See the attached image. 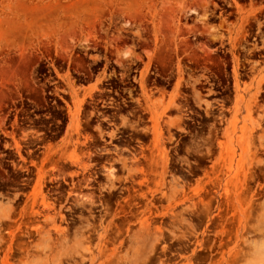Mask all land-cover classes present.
Instances as JSON below:
<instances>
[{
	"label": "rangeland",
	"instance_id": "1",
	"mask_svg": "<svg viewBox=\"0 0 264 264\" xmlns=\"http://www.w3.org/2000/svg\"><path fill=\"white\" fill-rule=\"evenodd\" d=\"M102 145L141 157L87 181ZM263 171L264 0H0V264H264Z\"/></svg>",
	"mask_w": 264,
	"mask_h": 264
},
{
	"label": "flooded vegetation",
	"instance_id": "2",
	"mask_svg": "<svg viewBox=\"0 0 264 264\" xmlns=\"http://www.w3.org/2000/svg\"><path fill=\"white\" fill-rule=\"evenodd\" d=\"M99 101H101V100H99ZM108 103H111V102H106V101L102 100V104L100 105V107L104 108V109H117L118 108L116 106L107 105ZM218 105H220V104H218ZM218 118H220V116ZM187 119H189V118H187ZM112 124H114V123L113 122H107V125H112ZM119 137H121V136H118V138ZM100 140L103 141L104 139H100ZM125 150L128 151L129 155H127V156L129 158L128 157L127 158L130 160H132L134 158L137 159V158L141 157L139 145H137L136 147H131V149H127L125 147H120V146H116V145H114L113 148H106L105 149L104 145H102L101 147H97V148L93 149V152H90V153H92V156L94 158L102 159V160H95V161H92L89 163L90 168H92V172H89L90 176L87 177V181H91V182L99 184V180L104 178L107 175L108 170H115L116 172H118L117 175L119 176L120 175L119 172H121L123 169H125L126 165H128V164L125 165L124 161L120 160L121 158L126 157V156H122V154H121ZM128 163H131V162L128 161ZM10 166L16 167V164L11 163ZM17 166L21 167L22 164H17ZM77 172L81 173L80 171H77ZM29 173H30L29 170L23 169L24 175H28ZM262 174H264V171ZM31 179L32 178H29V177H24L21 179L22 181L19 184L22 186V189H25V191H20L17 193H14L11 191H6L13 196H15L16 194L18 195L16 199H18V202H21L23 205L19 208V212L23 207H25V208L27 207L26 217L29 218V222H31L32 217L39 216V214L41 213V210H42V207H41L42 202L37 201L35 204H33L34 203L33 199L30 197V193H31L30 188L32 187V185L29 184V181ZM80 180L81 179H79V178H74L71 180L70 183L65 182V184H70L68 186V188L65 189V192L67 195L70 194L72 196V199H75L73 197L80 196L79 191H82L85 188L89 189V190L97 189V187H95V185L87 186V185L81 184ZM136 183H137V181H135V184ZM27 188H29V190H26ZM51 188H48V190H50V194H54L55 196L53 198L57 201H60L61 197L63 196V193H62L63 188L61 187V184L59 183L58 185L51 186ZM128 190L135 191L136 188H134L132 185L121 186L119 191H118V196L121 199H115L113 201V204L117 205L120 200H123L125 197L121 196L120 194H123ZM263 191H264V189H263ZM71 204H73V202H71ZM60 206H61V203H59V207ZM32 213H34V214H32ZM35 213H37V214H35ZM78 217H79V215L75 212L71 217L72 222L76 224ZM28 227L30 229L34 228L33 226H30V225H28ZM25 236H28V235H25ZM221 240L218 243L219 246H220V243L223 242V240L222 241Z\"/></svg>",
	"mask_w": 264,
	"mask_h": 264
},
{
	"label": "bare ground",
	"instance_id": "3",
	"mask_svg": "<svg viewBox=\"0 0 264 264\" xmlns=\"http://www.w3.org/2000/svg\"><path fill=\"white\" fill-rule=\"evenodd\" d=\"M109 172H111V174H112V172H113V170H110ZM114 173V172H113ZM35 192V191H34ZM35 194V193H34ZM35 196V195H34ZM90 198H92V197H90ZM39 201V200H38ZM34 202V201H33ZM37 202V201H36ZM35 202V203H36ZM92 203H94V201H93V199L91 200V204ZM43 204H44V206L45 207H49V204L46 202V200L43 202ZM31 212V211H30ZM33 221H39L38 219H35L34 218V220ZM43 221L45 222V223H55L56 222V215H49V214H44V219H43ZM62 221V220H61ZM44 223V224H45ZM101 224V223H100ZM100 224H99V226H100ZM36 226V225H35ZM34 226V227H35ZM38 226H40V227H42V225H38ZM95 226V225H94ZM98 226V225H97ZM102 226V225H101ZM53 227V226H52ZM92 228H94L93 227V225L91 226ZM91 227H90V230H91ZM96 227V226H95ZM111 227V226H110ZM37 228H39V227H37ZM43 228V227H42ZM55 228V230L58 232V233H61L62 231H64V229H61L59 226H56V227H54ZM96 229L97 228H94V230L92 231V233H96ZM42 232V231H41ZM90 232V231H89ZM141 232V231H140ZM143 232V231H142ZM24 233V232H23ZM45 233H47V234H49L50 232H46L45 231ZM86 233V232H85ZM91 233V234H92ZM65 234V233H64ZM89 234V233H88ZM91 234H89L88 236L86 235V237L85 236H83L84 238H90V239H92L91 238ZM98 234V233H97ZM58 235V234H57ZM35 236V235H34ZM53 236V235H52ZM66 236V235H65ZM103 236V235H102ZM16 237V236H15ZM54 237V236H53ZM26 238V237H25ZM64 238V237H63ZM67 238H68V236H67ZM76 238H78V237H76ZM76 238H74V239H76ZM95 238V237H94ZM17 239V238H16ZM19 239V238H18ZM65 239V238H64ZM57 240V239H56ZM51 241V240H50ZM60 241H62V239L60 240ZM67 241V240H66ZM78 241H79V239H78ZM110 241V240H109ZM1 242H3V238L1 239L0 238V245H1ZM10 242V241H9ZM8 242V243H9ZM18 242V241H17ZM24 243H25V241H23ZM63 242V241H62ZM84 242V241H83ZM23 243V244H24ZM45 243H47V242H45ZM67 243V242H66ZM73 243H74V241H73ZM72 243V245H74ZM86 243V242H85ZM103 243V242H102ZM101 243V244H102ZM51 244V243H50ZM60 244H62L61 242H60ZM20 245V244H19ZM25 245H26V243H25ZM58 245H59V243H58ZM66 245V247H67V244H65ZM69 245H71V244H69ZM89 245V244H88ZM130 245V244H129ZM103 246V245H102ZM14 247V246H13ZM45 247V246H44ZM61 247L62 246H60V249H61ZM66 247L62 250V252L59 254V259H58V262H59V264H63L62 263V259H61V257H64V256H66L67 258H69L70 259V262L68 263V264H83V263H85V262H90V263H93L94 261H95V259L97 258V254L95 255V253H93V252H90V254H89V256H88V254H87V256L85 255L86 253L84 252H80V251H82V250H80V251H77L76 249L74 250H72V249H70L69 251L66 249ZM106 247V246H105ZM1 248V247H0ZM20 248V247H19ZM45 248H47V246L45 247ZM88 248H91V247H88ZM93 248V247H92ZM2 249V248H1ZM21 249V251H25L26 250V254H28V252H29V250H28V248L26 247V248H24V247H22V248H20ZM23 249H25V250H23ZM48 249H49V247H48ZM106 249V248H105ZM113 249V248H112ZM17 250V249H16ZM47 250V249H46ZM79 250V249H78ZM20 251V252H21ZM11 252V251H10ZM102 249H100V254H102ZM22 253H24V252H22ZM104 253H105V251H104ZM131 253V252H130ZM139 254H140V251H139ZM50 255V254H49ZM133 255V254H132ZM240 255V252L239 251H236L234 254H232V256L234 257V258H237L238 256ZM15 256V255H14ZM76 256H80V258H81V261H78L75 257ZM126 259V261H124V262H127V260H129V259H127V258H125ZM143 259V258H142ZM145 259V258H144ZM6 260H7V258H6ZM5 260V261H6ZM135 260H137V257H135ZM232 260H233V258H232ZM4 261V260H3ZM63 261H64V259H63ZM145 261V260H144ZM87 262V263H88ZM140 262V261H139ZM141 262H143V261H141ZM140 262V263H141ZM236 262H237V260H236ZM6 263H9L8 262V260L6 261ZM116 263V262H115ZM123 263V262H122ZM129 263V262H128ZM231 263V262H230ZM11 264V263H10ZM130 264V263H129ZM162 264V263H161ZM239 264V263H238Z\"/></svg>",
	"mask_w": 264,
	"mask_h": 264
}]
</instances>
